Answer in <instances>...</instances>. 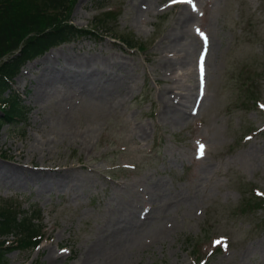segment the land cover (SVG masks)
I'll use <instances>...</instances> for the list:
<instances>
[{"label": "rangeland", "instance_id": "rangeland-1", "mask_svg": "<svg viewBox=\"0 0 264 264\" xmlns=\"http://www.w3.org/2000/svg\"><path fill=\"white\" fill-rule=\"evenodd\" d=\"M141 1L76 0L70 24L90 32L52 52L57 68L79 56L100 63L112 56L110 62L125 65L130 87L115 109L63 83L38 101L37 80L52 70V59L27 62L12 80L30 114L24 125L3 127L0 164L23 166L38 183L66 177L79 197L0 178V208L7 202L40 210L45 232L34 250L18 249L16 235L0 237L14 246L9 264H47L49 250L65 246L72 255L56 264H77L111 231L110 208L127 206L151 210V217L110 264H264V204L254 198L264 194V107L255 103H264V0H194L195 17L181 40L196 37L198 46L185 71L159 63L165 54L183 55L184 44L167 46L184 4L152 0L140 11ZM132 40L148 46L130 49ZM203 52L202 79L196 71ZM160 89L174 104L193 94L184 117L164 115Z\"/></svg>", "mask_w": 264, "mask_h": 264}, {"label": "bare ground", "instance_id": "bare-ground-1", "mask_svg": "<svg viewBox=\"0 0 264 264\" xmlns=\"http://www.w3.org/2000/svg\"><path fill=\"white\" fill-rule=\"evenodd\" d=\"M149 2L152 3V0H142L141 3L138 4L140 11H145L143 9L148 8ZM194 17L195 10H193L192 5L184 4L176 20V23L180 26V30H178L177 34L168 35V39L171 40V42L167 46L168 50L169 48H174L179 43L184 44V52L182 55V53L177 50L173 57H170L168 54L164 55L163 60L161 59L159 63L167 67L168 70L179 68V66L183 67L182 70L184 71L190 70L191 62L189 59L198 46V38L190 36L187 41L186 38L183 41L181 38L186 30L191 29ZM186 34H189V32ZM53 50L44 57L33 61L34 64H36L34 67H36L37 64L44 62L49 63L48 61L52 59L50 66L52 70H49L48 74L45 75L43 79L37 80L40 86L38 101L49 100L51 95L55 93L53 89L58 87V83H63L73 89L77 88L81 93L89 95L97 102L104 103L107 108L115 109L118 106L120 103L119 96L130 87V74L125 65L117 61L110 62L109 59L112 58V56L106 57L104 63H100L86 56H79L78 59L76 58V62L74 61L73 66L65 59V64L57 68L53 65V63L57 61V57L52 53ZM196 75L197 77L200 75L198 70L196 71ZM192 88L193 86H189L190 91ZM167 91V89H160L159 91L160 101L167 110V112H164V115L168 116V114H171L176 119L184 117L187 113L188 103L192 101L193 94L191 92L181 94L180 99L174 104L173 97L166 95ZM42 93L45 94L42 95ZM35 148H38V143L36 141H34L31 146V149ZM19 155L20 157H24V151L21 150ZM28 173L29 171L23 166L12 168L0 164V178L3 180L11 181L13 184H19L20 186H31L35 184L38 186L37 191L41 193L56 192L59 196L66 195L70 200H76L79 197L78 195H74L75 188L71 185L72 181L66 177H50L48 178L50 181H46V178L42 183H38V181L35 180L36 173L31 176L28 175ZM150 202L154 203V200H150ZM110 211L113 213V215H111V224L109 223L111 225L109 230L111 231L103 235L101 242H94L87 246L83 250L77 264H110L122 259L127 243L142 234V231L147 226V222L151 217V210L143 212L129 206L119 211L110 208ZM42 249L43 248H40L39 252H41ZM61 250L60 253H56L55 250L50 249L48 252L49 262L47 264H56L58 261H64L72 255L70 254L71 247L65 246ZM66 250H68L69 253H66Z\"/></svg>", "mask_w": 264, "mask_h": 264}, {"label": "trees", "instance_id": "trees-1", "mask_svg": "<svg viewBox=\"0 0 264 264\" xmlns=\"http://www.w3.org/2000/svg\"><path fill=\"white\" fill-rule=\"evenodd\" d=\"M75 3L76 0H0V133L6 124L27 123L30 109L13 89L11 80L25 62L51 45L76 36L78 31L69 23ZM12 205L0 208V236L16 235L18 249L32 250L44 237L41 211ZM12 247L1 241L0 264H9L7 256Z\"/></svg>", "mask_w": 264, "mask_h": 264}, {"label": "snow or ice", "instance_id": "snow-or-ice-1", "mask_svg": "<svg viewBox=\"0 0 264 264\" xmlns=\"http://www.w3.org/2000/svg\"><path fill=\"white\" fill-rule=\"evenodd\" d=\"M177 3L192 5L193 10H196V4L194 3V0H172V4L175 5ZM197 31L202 36L203 41H204L205 44L210 43V37L206 33L202 32L200 29H197ZM199 70H200V73H201V78L203 79L204 78V74H205V70H206V56H202L200 58V61H199ZM204 148H205L204 145H201L200 146V155L201 156L204 155ZM216 243L219 246V245H221L222 241H217ZM224 247H225V250H227L226 243H224Z\"/></svg>", "mask_w": 264, "mask_h": 264}]
</instances>
